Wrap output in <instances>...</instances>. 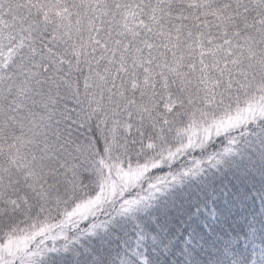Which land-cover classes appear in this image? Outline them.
Masks as SVG:
<instances>
[{"label":"snow or ice","instance_id":"snow-or-ice-1","mask_svg":"<svg viewBox=\"0 0 264 264\" xmlns=\"http://www.w3.org/2000/svg\"><path fill=\"white\" fill-rule=\"evenodd\" d=\"M253 125L264 0H0V264H44L148 207Z\"/></svg>","mask_w":264,"mask_h":264},{"label":"trees","instance_id":"trees-1","mask_svg":"<svg viewBox=\"0 0 264 264\" xmlns=\"http://www.w3.org/2000/svg\"><path fill=\"white\" fill-rule=\"evenodd\" d=\"M239 138V154L182 177L146 208L113 214L106 230L48 254L44 264H120L126 243L141 236L148 264H250L255 251L247 241L254 238L264 250V130L253 125ZM225 144L221 136L205 151L194 150L172 170L164 166L152 176L180 172L192 158H206ZM128 260L142 264L135 255Z\"/></svg>","mask_w":264,"mask_h":264},{"label":"rangeland","instance_id":"rangeland-1","mask_svg":"<svg viewBox=\"0 0 264 264\" xmlns=\"http://www.w3.org/2000/svg\"><path fill=\"white\" fill-rule=\"evenodd\" d=\"M239 143H241V138H239ZM227 158H232V156L227 157ZM231 161H232V159H231ZM177 165H171L170 167L169 166H166V167H168L167 170H172ZM175 184L180 185L179 183H175ZM30 238H31L30 236H26L23 238V240L19 241L18 243H23L24 241H26ZM138 240H140V237L138 239H135V240H132V241L126 243L125 248H124V253H123L124 254L123 259L128 260L129 257H133L134 255L136 257L138 256L141 260H142V258H144V250H143L142 244L140 242L141 240L140 241H138ZM246 244H250L251 249H253L255 251L254 258L250 264H264V250L259 251V249H257L258 248V242L254 238H251L247 241ZM219 264H231V263L224 261V262L219 263Z\"/></svg>","mask_w":264,"mask_h":264}]
</instances>
